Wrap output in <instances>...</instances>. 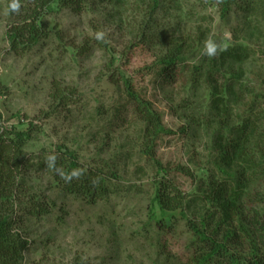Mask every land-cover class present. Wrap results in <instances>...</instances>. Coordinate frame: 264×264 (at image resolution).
I'll return each instance as SVG.
<instances>
[{
  "label": "rangeland",
  "instance_id": "obj_1",
  "mask_svg": "<svg viewBox=\"0 0 264 264\" xmlns=\"http://www.w3.org/2000/svg\"><path fill=\"white\" fill-rule=\"evenodd\" d=\"M160 1L153 42L142 41V36L134 33L147 16L151 0H88L86 11L80 14L67 9L53 11L46 19L49 36L31 49L15 52L7 33L20 20L27 3L0 0V113L10 127H27L16 113L42 127L27 146L29 157L36 160L43 150L64 143L77 150L86 165L96 167L106 161L119 176L112 182L113 194L89 204L54 186L48 171H27V190L18 199L28 202L30 195H41L52 207L42 218H23L19 229L29 239L23 264H75L79 258L94 264L188 263L191 234L180 212H176L180 223L174 232L161 233L156 225V219L164 216L152 204L162 175L158 176L157 169L141 155L143 125L123 86L113 83L110 75L119 72L115 70L118 65L125 68L128 64L126 70L135 75L143 94L164 113L165 124L174 133L161 140L158 156L164 163L199 170L196 179L176 172L173 178L167 175L190 199L201 169L214 155L210 146L216 124L203 122L210 121L205 118L209 86L204 77L199 84L190 82L188 74L165 82L158 75H148L146 69L144 74L137 71L156 62L177 41L185 43L187 55L198 58L194 61L198 63L207 45L198 39L199 31L210 27V36L256 52L245 64L234 65L243 74V84L237 87L246 86L247 92V87L251 91L264 86V44L261 39L237 33V19H222L219 8L209 0ZM91 39L100 45L81 52ZM113 53L116 66L111 65ZM55 83L72 91L76 102L45 118ZM242 97L232 102L235 120L249 113L252 97ZM258 112L264 113V104ZM193 116L197 121L191 120ZM19 213L18 217L24 216Z\"/></svg>",
  "mask_w": 264,
  "mask_h": 264
},
{
  "label": "trees",
  "instance_id": "obj_2",
  "mask_svg": "<svg viewBox=\"0 0 264 264\" xmlns=\"http://www.w3.org/2000/svg\"><path fill=\"white\" fill-rule=\"evenodd\" d=\"M25 1L27 7L24 13L7 33L11 50L15 52L31 49L49 36L46 19L53 11L67 9L80 14L86 11L88 4V0ZM209 1L219 8L222 19H237L238 26L234 29L237 33L240 31L250 39H261L264 44V0ZM160 6V0H151L147 16L134 29L135 36H142V41H154L153 32L158 30L154 26V16ZM210 32V27L200 28L198 39L205 45L214 46L213 55L205 54L204 48L200 61L194 62L198 58L188 56L185 43L177 41L164 56L137 71L144 74L148 70V75H158L165 82L179 76L184 79L188 74L190 82L199 84L204 77L209 86L210 102L205 118L210 117V121L208 118L200 119H204L206 125L216 124L213 125L210 146L214 155L208 165L201 169L202 176L190 199L171 178L176 172L196 179L199 168L196 171L183 164L164 163L158 156L161 140L174 133L165 124L164 113L143 94L135 75L126 70L128 64L125 68L118 65L115 70L119 72L111 73L110 79L123 86L125 97L132 103L134 113L143 125L140 134L141 155L157 169L158 176L162 175V179L157 181L152 202L164 215L156 219L161 233L175 231L180 223L176 215L179 211L191 234L187 243V249L191 252L187 264H264V113L258 112V108L264 104V86L251 91L247 87V92L246 86L237 87L243 84V74L234 65L245 64L256 52L246 45H229L219 36H210ZM98 42L92 39L87 41L81 52L100 45ZM112 58L111 65L116 66L114 53ZM222 67L227 70H222ZM247 94L252 97L248 115L233 119L232 102L239 101ZM73 100L72 91L68 92L55 83L51 92V108L44 117L49 118L61 107L75 104ZM15 117L27 127H10L0 113V264L24 263L29 239L19 229L24 223L23 218H42L52 207L41 195H30L28 202L18 199L27 190V171H48L54 186L89 204L113 194L112 182L119 178L106 161L96 163V167L88 166L77 150L64 143L56 144L53 150H43L33 160L29 157L27 146L42 131V127L33 120L26 122L25 116L22 119L20 113H16ZM193 117L191 120H196V116ZM182 130L186 131L185 128ZM19 212H24V216L18 217ZM75 264L94 263L79 258Z\"/></svg>",
  "mask_w": 264,
  "mask_h": 264
},
{
  "label": "clouds",
  "instance_id": "obj_3",
  "mask_svg": "<svg viewBox=\"0 0 264 264\" xmlns=\"http://www.w3.org/2000/svg\"><path fill=\"white\" fill-rule=\"evenodd\" d=\"M99 38V37H98ZM215 52V48L214 46H211V45H206V48H205V54L207 55H213Z\"/></svg>",
  "mask_w": 264,
  "mask_h": 264
}]
</instances>
